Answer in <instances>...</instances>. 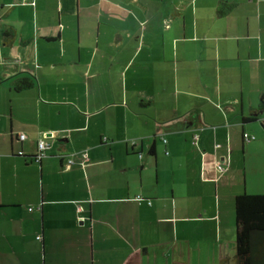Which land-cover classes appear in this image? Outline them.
I'll use <instances>...</instances> for the list:
<instances>
[{
    "label": "crops",
    "instance_id": "0c3cea01",
    "mask_svg": "<svg viewBox=\"0 0 264 264\" xmlns=\"http://www.w3.org/2000/svg\"><path fill=\"white\" fill-rule=\"evenodd\" d=\"M243 193L264 0H0V264H237Z\"/></svg>",
    "mask_w": 264,
    "mask_h": 264
},
{
    "label": "trees",
    "instance_id": "16d2710c",
    "mask_svg": "<svg viewBox=\"0 0 264 264\" xmlns=\"http://www.w3.org/2000/svg\"><path fill=\"white\" fill-rule=\"evenodd\" d=\"M233 5H222L218 11L224 16L233 9ZM4 42L15 37L12 30L2 31ZM34 82L23 78L16 82V91L30 89ZM153 152V149H151ZM35 156L30 161L35 163ZM39 164V163H37ZM236 221V257L237 264H264V195L243 193L235 198Z\"/></svg>",
    "mask_w": 264,
    "mask_h": 264
},
{
    "label": "built area",
    "instance_id": "2783aa9c",
    "mask_svg": "<svg viewBox=\"0 0 264 264\" xmlns=\"http://www.w3.org/2000/svg\"><path fill=\"white\" fill-rule=\"evenodd\" d=\"M26 138H27L26 135L20 136L21 141H24ZM195 138H197L196 135H195ZM244 138L247 140H255L254 136L250 137L248 134H244ZM48 149H49V144L45 140L38 141L37 152L34 155L35 156V159H34L35 163H40L43 158L47 157L46 153H47ZM18 154H19V156H23V152H19ZM82 157L84 159V162L88 161L87 154L84 153L82 155ZM72 164H73V161L68 160L66 168L69 169ZM227 166H228V162L226 160H222L220 162H217V164H216V168L219 172H225ZM137 200H141V198L137 197ZM38 239H40V237H38Z\"/></svg>",
    "mask_w": 264,
    "mask_h": 264
},
{
    "label": "rangeland",
    "instance_id": "374dc122",
    "mask_svg": "<svg viewBox=\"0 0 264 264\" xmlns=\"http://www.w3.org/2000/svg\"><path fill=\"white\" fill-rule=\"evenodd\" d=\"M241 154H242L241 155L242 157L246 156V153H242L241 152ZM261 156H262V152L261 151H257V152H254V153L250 154V155H247L246 159L248 161V165L249 166L255 165L253 160L258 161V160H260ZM241 163H243V161ZM241 175H242V178H243L244 174L241 173ZM58 186H61V184H58Z\"/></svg>",
    "mask_w": 264,
    "mask_h": 264
}]
</instances>
